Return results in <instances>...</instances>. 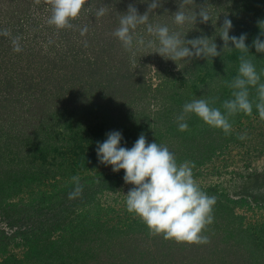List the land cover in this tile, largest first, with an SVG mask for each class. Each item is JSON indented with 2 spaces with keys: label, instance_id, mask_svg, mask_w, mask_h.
I'll use <instances>...</instances> for the list:
<instances>
[{
  "label": "trees",
  "instance_id": "trees-1",
  "mask_svg": "<svg viewBox=\"0 0 264 264\" xmlns=\"http://www.w3.org/2000/svg\"><path fill=\"white\" fill-rule=\"evenodd\" d=\"M149 2L88 0L85 7H91L82 10L71 28L57 30L44 21L51 15L45 0L39 4L0 0V30L10 32L0 35V215L6 220V226H0V264H88L104 248L114 258L109 264H264V235L245 227L223 194L217 196L213 223L203 231L207 244L150 236L136 217L126 226L108 223V211L99 196L116 189L124 171L113 172L97 159V142H104L106 133L120 131L121 146L127 148L144 134L148 143L167 146L178 164L190 161L195 167L211 160L238 136L232 130L225 135L210 128L195 114H189L188 130L181 132L176 117L193 99L219 97L215 107L230 99L232 90L224 81L238 74L242 53L225 50L213 60L193 58L189 63L178 61L177 66L151 53L154 49L137 50L134 55L125 51L112 35L119 18L129 4L143 14ZM194 2L185 7L195 11L207 4L211 21L204 24L198 18L196 24L183 28L173 21L162 22L170 12L167 5L175 12L180 5V0H162L149 22L181 31L186 40L213 37L219 51L226 12L233 24L229 35L246 33L247 58L258 72L264 69V53L251 47L262 31L264 0ZM102 6L106 14L97 18L95 11ZM85 26L88 31L82 36ZM137 32L153 39L144 25ZM16 37L23 49L19 53L13 51ZM153 57L158 68L148 75ZM250 93L255 100V89ZM253 117H259L255 106L252 116L238 113L229 119L233 128ZM77 175L83 193L70 200L75 188L72 177ZM25 208L31 214V208L36 210L33 221L38 225L21 216ZM16 238H21L23 253L6 255Z\"/></svg>",
  "mask_w": 264,
  "mask_h": 264
},
{
  "label": "clouds",
  "instance_id": "clouds-1",
  "mask_svg": "<svg viewBox=\"0 0 264 264\" xmlns=\"http://www.w3.org/2000/svg\"><path fill=\"white\" fill-rule=\"evenodd\" d=\"M41 0H34L39 4ZM50 6L51 15L47 23L57 30L71 28L72 21L76 20L88 4V0H45ZM195 4L194 0H180L178 11L173 15L175 25L183 28L186 24L208 23L212 20L210 10L201 5L193 11L185 6ZM162 6V0H151L147 10L140 14L138 9L129 4L127 12L119 18V26L112 33L125 51L135 54L141 49H154L166 60L189 63L195 59H209L221 56L227 50H239L238 74L231 81H224L226 87L231 89V98L223 101L221 107H215L219 97L197 98L183 105L182 112L176 117L179 131H187L185 122L189 114H195L207 126L220 129L225 135L232 130L230 117L238 113L252 116L253 106L258 111L259 118L264 121V69L258 72L252 60L247 58L249 47L246 45L247 34L240 36L229 35L233 28L232 21L223 20L220 27V39L223 47L218 51L215 38L200 36L186 40L181 31H172L167 25L152 24L149 22L150 14ZM106 6L95 11L97 18L106 14ZM144 25L146 33L153 39L137 32L139 26ZM261 33L253 40L251 47L257 53H264V21L259 22ZM88 31L87 26L81 29L83 36ZM0 35L9 36L8 29L0 30ZM19 37L12 40L13 51L21 52ZM234 45L230 47L229 45ZM87 42L85 41V47ZM178 66V64H177ZM250 89H255V100L250 99ZM104 142H97L96 154L98 161L111 166L113 172L124 171L123 180L126 184L133 185L126 197V209L134 217L139 218L148 228L150 236H162L164 240L175 241L188 245L207 244L209 239L203 235L208 225L214 221L213 209L217 202L216 196H209L201 190L193 177L194 162L184 161L177 163L175 154L165 145L157 142L148 143L144 134H141L131 148L121 146L122 133L117 130L106 133ZM244 141L247 133L237 137ZM75 188L69 193V199L82 195L84 185L80 177L73 176Z\"/></svg>",
  "mask_w": 264,
  "mask_h": 264
},
{
  "label": "rangeland",
  "instance_id": "rangeland-1",
  "mask_svg": "<svg viewBox=\"0 0 264 264\" xmlns=\"http://www.w3.org/2000/svg\"><path fill=\"white\" fill-rule=\"evenodd\" d=\"M166 8L170 12L162 19V22L170 23L173 21L175 11L169 5H167ZM223 14L225 17L227 13L223 12ZM48 18L49 16L46 15L44 21H47ZM55 51L57 50L55 49L54 52ZM162 59L163 58L160 57L158 63H160ZM166 66L167 65L164 63V67ZM160 67H162V65H160ZM150 68L151 70L147 73L148 75L153 74L155 69L158 68V64H154V57L153 64H150ZM20 76L22 77V74H20ZM26 109L27 106H25V110ZM243 121L242 124L235 125L232 131L237 132L238 136L247 133L248 138L244 141L238 138L233 140L221 151L217 152L211 160L194 167L192 172L194 179L197 181L202 191L209 196L217 197L223 194L224 197H222L226 198L234 208L243 225L249 228L255 235L263 236L264 121H261L259 117H253L251 120L245 119ZM121 181L122 182L116 189L103 192L99 196L101 204L104 206L106 212L108 211V213L105 214L108 218V223L112 226H126L134 219V215L130 214L126 209L125 197L133 186L126 184L123 182L124 180ZM214 191H218L220 194H214ZM25 209L26 211L22 212L21 216L25 215L28 221L38 225V221H33L34 215L37 213L36 210L31 208V214L29 208ZM60 217L61 214L57 219ZM5 221V218L0 215V226L5 227ZM10 234H12V231ZM18 242L20 243L17 245ZM23 249L24 246L21 243V238H16L11 241L9 247H7L9 253H6V255L11 253L21 255ZM109 253L110 252L104 248L103 251L98 253L97 259H88V264H109V261L114 259L109 258ZM0 257L3 258V255L0 254Z\"/></svg>",
  "mask_w": 264,
  "mask_h": 264
}]
</instances>
